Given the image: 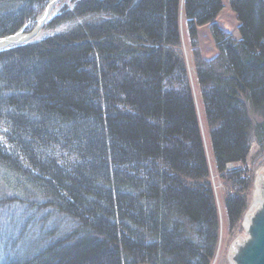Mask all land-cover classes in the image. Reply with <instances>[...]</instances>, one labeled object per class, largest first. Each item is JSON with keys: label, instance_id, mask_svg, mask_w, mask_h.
<instances>
[{"label": "trees", "instance_id": "obj_1", "mask_svg": "<svg viewBox=\"0 0 264 264\" xmlns=\"http://www.w3.org/2000/svg\"><path fill=\"white\" fill-rule=\"evenodd\" d=\"M48 0H0V38L28 31ZM239 38L212 24L222 0H75L65 28L0 51V264H210L218 209L184 60L196 64L213 165L264 142V5L227 0ZM259 122L252 127L248 113ZM229 224L246 178L231 170Z\"/></svg>", "mask_w": 264, "mask_h": 264}, {"label": "rangeland", "instance_id": "obj_2", "mask_svg": "<svg viewBox=\"0 0 264 264\" xmlns=\"http://www.w3.org/2000/svg\"><path fill=\"white\" fill-rule=\"evenodd\" d=\"M74 1L75 0H59L54 8L55 11L50 17L49 22L41 30V34L29 41L37 40L42 36L50 35L57 30L59 31L65 28V24H61V26L56 27L55 24L57 22L54 19L60 14V11L70 8ZM222 2L223 7L213 19L212 24L215 25L218 30L222 32V34L227 35L233 40H236L240 35L238 34V27L240 23L238 21L236 12H233V10L231 9L229 1L222 0ZM178 25L181 47L180 55L184 60L186 76L189 80V86L195 105V112H197L198 116L200 133L202 135V141L205 145L207 155L209 175L211 177L216 209H218V243L214 252L215 255L210 264H231L230 250L234 246V243H236L240 237L246 236L243 222L244 217L250 210L251 203L254 199L253 192L256 188L255 184L258 177L257 173L264 168V142L260 144L254 139L253 136H251L249 140V154L246 161L241 164L231 163V165H227L225 167V170L220 174L217 172L215 166L213 165V157L211 155V148L209 144L208 124L207 122H205L200 90L196 79V64H212L217 57L216 55L218 53V47L215 44L214 35H212L211 24L207 23L203 24V26L196 27L195 34L193 36H190L185 25V19L180 13ZM248 116L251 120L252 127L260 121L252 111L248 113ZM235 169L240 170L242 172V175H244V177L246 178L247 189L244 193V209L239 218L240 220L237 222H233V224H229L225 217L223 201L224 197L228 193H230V185L232 182L231 178L233 176H231L229 172Z\"/></svg>", "mask_w": 264, "mask_h": 264}, {"label": "bare ground", "instance_id": "obj_3", "mask_svg": "<svg viewBox=\"0 0 264 264\" xmlns=\"http://www.w3.org/2000/svg\"><path fill=\"white\" fill-rule=\"evenodd\" d=\"M59 0H48L46 5L42 8V10L38 13V15L33 20V24L31 28L26 31L24 28L21 31H16L15 34L7 35L6 37L0 38V50L7 49V47L17 46L18 44H25L29 42V40L39 36L41 34V30L44 26L49 22L50 17L55 11V6ZM257 181H256V188L253 192V201L250 206V210L244 217L243 227L246 231L245 237H240L237 241L238 244H243L245 239L248 237V233L246 230L247 225L250 223V218L255 212L260 209V205L264 200V168L257 173ZM230 263L235 264L232 260L233 256V249L230 250Z\"/></svg>", "mask_w": 264, "mask_h": 264}, {"label": "water", "instance_id": "obj_4", "mask_svg": "<svg viewBox=\"0 0 264 264\" xmlns=\"http://www.w3.org/2000/svg\"><path fill=\"white\" fill-rule=\"evenodd\" d=\"M264 5V0H261ZM26 27L23 25L17 31ZM248 237L241 245L234 243L232 260L235 264H264V200L246 227Z\"/></svg>", "mask_w": 264, "mask_h": 264}]
</instances>
